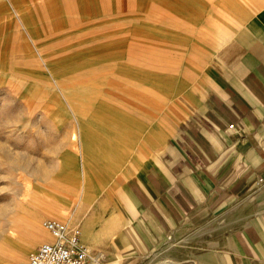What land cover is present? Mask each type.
Returning <instances> with one entry per match:
<instances>
[{"label": "rangeland", "instance_id": "1", "mask_svg": "<svg viewBox=\"0 0 264 264\" xmlns=\"http://www.w3.org/2000/svg\"><path fill=\"white\" fill-rule=\"evenodd\" d=\"M210 1L0 0V264H27L30 253L52 240L43 226L50 217L74 225L67 216L46 217L43 209L59 199V191L73 188L74 175L63 173L61 146L79 149L78 166L87 181L90 153L84 143L82 148L73 145L69 136L78 126H94L87 121L96 120L98 126L108 122L110 114L103 109L120 128L132 114L135 167L161 154L166 164L172 162L171 145L180 147V133L196 113L188 91L201 80L203 68L189 50L210 39L199 28L205 10L198 11ZM69 100L74 105L79 100L91 111L98 105L102 114L94 118L88 113L79 120L82 125L72 116ZM71 140L77 142V135ZM87 146L94 152L92 140ZM4 154L20 162L10 163ZM27 162L49 171L31 175ZM27 177L31 187L25 196ZM72 194L74 201L82 200L84 191L79 186ZM221 210L215 211L219 217ZM240 212L230 205L228 218L215 217L197 236L191 232L196 224L186 218L181 228L188 229V239L175 244L181 247L178 255L167 250L158 259L155 253L147 263L140 251L122 264H219L215 259L221 256L232 264L227 250L239 232ZM34 227L45 238L35 242ZM174 236H166L163 247H173Z\"/></svg>", "mask_w": 264, "mask_h": 264}, {"label": "crops", "instance_id": "2", "mask_svg": "<svg viewBox=\"0 0 264 264\" xmlns=\"http://www.w3.org/2000/svg\"><path fill=\"white\" fill-rule=\"evenodd\" d=\"M211 1L198 10H205L199 28L210 39L207 45L191 44L189 50L203 68L201 80L188 91L196 113L180 133V147L171 145V163L166 164L161 154L135 167L132 114L126 115L125 128H120L111 112L103 109L104 115L110 114L109 121L99 122L100 126L96 120L87 121L94 125L87 128L79 120L88 113L98 117L99 106L91 111L79 100L77 105L72 100L67 103L84 127L78 126L69 141L81 148L84 143L90 153L88 179L84 182L78 166L79 149L61 146L63 173L74 175L73 188L68 189L70 194L59 191V199H52L54 204L43 213L74 222L69 226L60 220L79 228L89 255L98 261L97 256L103 258L102 264H122L140 251L147 263L155 253L158 259L167 250L178 255L181 247L175 244L188 239V229L181 228L183 220L196 224L191 232L197 236L219 217L215 211L221 207L217 221L228 218L230 205L242 211L239 232L227 250L233 254L232 264H264V0ZM75 134L77 142L71 140ZM87 140H92L94 152ZM79 186L84 196L74 201L72 191ZM35 227L38 242L45 234L41 236ZM172 233L173 247H163ZM215 260L226 262L223 256Z\"/></svg>", "mask_w": 264, "mask_h": 264}, {"label": "built area", "instance_id": "3", "mask_svg": "<svg viewBox=\"0 0 264 264\" xmlns=\"http://www.w3.org/2000/svg\"><path fill=\"white\" fill-rule=\"evenodd\" d=\"M43 226L52 240L41 243L30 253L27 264H102L87 253L78 228L67 227L57 219H47Z\"/></svg>", "mask_w": 264, "mask_h": 264}, {"label": "bare ground", "instance_id": "4", "mask_svg": "<svg viewBox=\"0 0 264 264\" xmlns=\"http://www.w3.org/2000/svg\"><path fill=\"white\" fill-rule=\"evenodd\" d=\"M76 137V136H75ZM75 137H74V139H75ZM73 138V137H72ZM4 156H6V160L8 161V162H10V163H15V164H17V163H19L20 161H19V159H18V157H11L10 155H7V154H4ZM24 167H25V169H26V171H29L30 172V174L31 175H33V174H35V173H38V175H39V173H40V175H43V174H45V173H47L49 170L47 169V168H39V166L38 165H35L34 167H32L31 165H30V163L28 164V162L24 165ZM26 179V182H25V185H26V194H25V196L27 195V193H28V190H29V187H31L30 185H31V183H30V177H27V178H25ZM28 198V197H27ZM76 228H78V227H76ZM79 229V228H78ZM79 232H80V230H79ZM80 237V236H79ZM84 245V244H83ZM85 246V245H84ZM85 248H86V251H87V253L89 252L88 251V249H87V247L85 246ZM89 254V253H88Z\"/></svg>", "mask_w": 264, "mask_h": 264}, {"label": "clouds", "instance_id": "5", "mask_svg": "<svg viewBox=\"0 0 264 264\" xmlns=\"http://www.w3.org/2000/svg\"><path fill=\"white\" fill-rule=\"evenodd\" d=\"M20 126H21V125H17L16 128H17V127H20ZM13 166L15 167V165H13ZM0 188H3V187L0 186ZM2 193H4V192H0V194H2Z\"/></svg>", "mask_w": 264, "mask_h": 264}]
</instances>
